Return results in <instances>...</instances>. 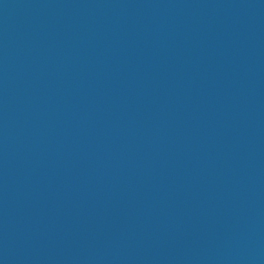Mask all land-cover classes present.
Instances as JSON below:
<instances>
[{
	"label": "water",
	"instance_id": "obj_1",
	"mask_svg": "<svg viewBox=\"0 0 264 264\" xmlns=\"http://www.w3.org/2000/svg\"><path fill=\"white\" fill-rule=\"evenodd\" d=\"M0 264H264V0H0Z\"/></svg>",
	"mask_w": 264,
	"mask_h": 264
}]
</instances>
